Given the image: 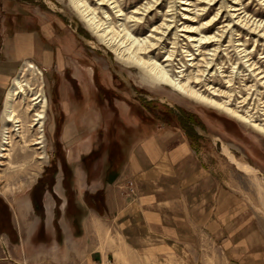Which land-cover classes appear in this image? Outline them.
Instances as JSON below:
<instances>
[{"label": "rangeland", "instance_id": "obj_1", "mask_svg": "<svg viewBox=\"0 0 264 264\" xmlns=\"http://www.w3.org/2000/svg\"><path fill=\"white\" fill-rule=\"evenodd\" d=\"M117 1L123 11V18H119V21H125L140 38L148 36L150 27L160 23L164 13L173 6L177 26L172 32L180 39L179 45L196 54L198 52L192 42L178 36L182 34L178 30L185 21L182 13L196 16L188 24L200 27L202 22L219 12L211 29L204 30L205 33H213L230 20L229 8L225 5L234 0H212L211 4H200L198 0H182L189 4H180V0H158L156 8L136 26L132 25L133 22H127L126 15L134 7L149 0ZM260 2L242 0L248 14L264 23V5ZM91 4L97 6L94 0H91ZM203 5H206V9L201 11ZM220 5L222 7L217 11ZM183 8L187 10H181ZM111 14L114 18L115 15ZM47 17L62 21L64 25L55 23L54 28L61 38L69 37L73 44L65 54V62L61 63L58 71L55 66L47 68L37 63L34 56L25 58L19 61L16 71L0 92V135L4 96L24 62L31 61L41 69L42 87L48 99L46 117L41 127L45 158L38 161L31 158L28 163H25V159L15 161L13 157L24 152L37 155L35 151H39L36 149L38 145L31 143L39 135L38 125H30L38 108L27 111L28 105L33 103L28 98L22 100L18 97L14 101L15 110L22 120L20 131L25 135L26 142L23 143L14 136L15 132H11L14 140L9 147V156L0 157V264H7L3 260L6 256L16 262L29 264H92L106 257L115 259L119 264H259V250L262 252L261 264H264V132L240 122L222 108L188 98L169 86L155 84L136 67L117 59L113 52L98 44L93 32L68 0H0V61H3L1 52L6 37L13 39L17 33L32 32L44 41L46 37L42 32V24L44 26ZM230 31L220 42V49L225 50L215 56V65L209 70L206 79L215 89L223 90L226 84L219 72L224 71L226 74L233 69L236 72L234 94L239 101L242 98L238 95L247 96V92L242 89L243 76L238 74L242 70L240 68L244 67L228 41L231 38L243 43L246 50L251 52L252 59L264 70V38L259 37L257 42L256 35L253 37L244 31L239 36H230ZM172 32L169 38L173 37ZM169 42L170 39L163 42L166 49H171ZM179 45L175 48L178 51L177 58L187 64ZM214 45L207 44L202 48L208 51ZM55 46L56 51L58 48ZM161 46L153 51L159 61L165 57ZM78 53L82 56L79 60L73 58ZM179 65H173L172 69L176 70ZM74 66L79 71H93L96 85H78L71 78V74L77 70ZM247 77L244 81L246 85L255 82ZM25 78L30 76L26 74ZM260 90L259 107L264 105V88L260 87ZM68 95L71 97L68 98ZM64 97L70 103L76 99L87 104L86 108L91 110L88 120L83 122L84 126L78 128L80 135L74 142L62 143L60 140L64 123L61 102ZM252 99L248 102L253 107ZM97 107L103 116H99L102 118L99 125L94 127L95 131H91V124L95 123L91 118ZM127 109L130 118H127ZM85 119L87 117L84 115L82 120ZM127 121L179 129L191 141L199 157L215 172L217 187L224 186L235 196L225 215L216 208V223L212 231L210 228V237L207 235V225L201 224L199 237L194 236L191 240L194 243L192 247L170 244L168 253L158 257L152 253L149 256L143 250L129 248L118 235V228L110 218L97 216L95 209L101 211V206L93 194L100 186V181L86 184L82 170L87 168L90 177L96 175V179L103 175L106 167L110 168L113 162L110 154L113 152L117 160L118 153L122 151L121 138L132 133L131 128H125ZM89 141L92 145L90 150ZM242 163L251 167L253 172L245 171ZM62 168L64 188L54 186L55 199L50 194L40 197L42 188L46 190L54 173ZM74 174L78 179L76 190L71 181ZM57 177L60 178V173ZM118 181L115 184H120L123 195L133 199L136 196L133 179L124 177ZM30 197L36 202V207L31 204Z\"/></svg>", "mask_w": 264, "mask_h": 264}, {"label": "crops", "instance_id": "obj_2", "mask_svg": "<svg viewBox=\"0 0 264 264\" xmlns=\"http://www.w3.org/2000/svg\"><path fill=\"white\" fill-rule=\"evenodd\" d=\"M45 21L44 26L42 24V32L46 37L44 41L35 37L37 34L32 32L17 33L13 39L6 37L1 52L3 61H0V92L16 71L19 61L25 58L34 56L37 63L47 68L55 66L58 71L61 63L65 62V54L73 44L69 37L61 38L54 28L55 23L64 24L60 19L54 20L51 17H47ZM54 46L58 48L56 51ZM73 58L79 60L82 56L79 54ZM76 69L71 78L76 80L78 85L95 84L93 71H79L78 67ZM69 97L71 95H68ZM67 100L64 97L61 102L64 115L60 136L62 143L76 140L80 135L78 128L88 120L91 112L86 108L87 104L76 99L75 102L72 100L73 103ZM126 111L127 118H130V111ZM94 113L91 120L96 121L93 120L94 124L90 123L91 131H95L94 127L99 125L102 119L99 116H103L98 107ZM84 115L87 119L82 120ZM129 122H125V128H131L132 133L121 138L122 151L118 153L117 160L113 152L110 154L113 159L110 168L106 167L103 175L96 179V175L90 177L87 168L82 170L86 184L94 180L100 181V186L93 194L101 206V211L95 209L97 216L110 218L118 228V235L129 248L143 250V253L149 256L152 253L157 257L168 253L170 244L175 247H192L194 243H191V240L194 236L199 237L201 224L207 225V235L210 237V228L212 231L216 223V208L225 215L235 196L224 186L217 187L215 172L199 157L191 141L179 129ZM91 147L90 144L89 150ZM58 173L60 178L57 177ZM124 177L132 178L135 183L136 196L133 199L125 197L119 188L120 184H115ZM63 178L62 168L54 173L49 187L46 190L42 188L40 197L50 194L55 199L57 196L54 186L63 189ZM71 181L76 190L78 179L75 174ZM32 200L30 197L31 204ZM51 217L54 218V215ZM211 237H214V233ZM259 252L261 264L262 252Z\"/></svg>", "mask_w": 264, "mask_h": 264}, {"label": "bare ground", "instance_id": "obj_3", "mask_svg": "<svg viewBox=\"0 0 264 264\" xmlns=\"http://www.w3.org/2000/svg\"><path fill=\"white\" fill-rule=\"evenodd\" d=\"M94 1H96L97 6H93L91 0H68L72 8L85 22L88 29L93 32L98 44L105 46L108 50L113 52L117 59L126 62L129 66L136 67L155 84L169 86L188 98L201 101L206 105H214L218 108H222L240 122L248 123L252 127L264 132V105L259 107L260 87L264 88V70L259 67L258 62L252 59L251 52L246 50L243 43H240L239 40H231V38L228 41L231 43V47L237 59L242 61L244 67L240 68L242 70L239 71L240 64L238 65V74L243 76L244 81L246 75H248L247 78H252V80L255 81L250 85H246L242 80V89L247 92L246 97H240L238 95L239 98H242L239 101L238 98L235 97L236 94L234 93H236V87L234 78L236 72H234L233 69L226 74H224V71L219 72L226 84L223 90L215 89L206 79L209 70L215 65V56L218 55L219 51L225 50L220 49V42L227 35L226 33H228L229 30H231L230 36H239L241 32L246 31L247 34L253 35V37L256 35L255 41L257 42L259 41V37L264 38L263 21L260 19L256 20V18H253L254 15L251 16L248 14L246 7L242 4V0H234L231 4L226 2L225 7L229 8L227 11L230 12V20L213 33H205L204 30L211 29V26H213L217 20L219 12L212 15L210 19L202 22L200 27L188 24L195 20L196 16H189L186 13H182L185 21L181 23L182 27L178 31L182 32V34L178 36L190 43L192 42V46H195L198 52L196 54L190 53V50L179 45L180 39L176 37V33L172 32L173 28L177 26L175 23L176 13L173 11V6H170L171 9L164 13L160 23L150 27V34L148 36L140 38V36H136L132 32V29L125 24V21H119V18H123V11L117 0ZM180 1V4H189L182 0ZM211 1L212 0H198L200 4H211ZM260 1V4L264 5V0ZM158 4V0H149L134 7L129 14L126 15L125 19L128 23L133 22L132 25L136 26L137 23L142 22L145 16L156 8ZM221 7L220 5L217 11H219ZM194 8H196V6ZM205 9L206 5H203L200 10L204 11ZM181 10L187 9L183 8ZM99 12H101V14H99ZM111 12L115 15L114 18ZM194 15L196 14L194 13ZM170 32H172V38L168 37ZM169 39L170 42L168 44H171V49H166L163 42ZM213 43L216 45L208 51L202 48L203 45ZM90 44L96 45L94 42ZM161 44V49H163L161 52L164 51L165 57L163 60L159 61L156 55L153 54V51ZM178 45L182 49L181 53L184 54L183 57L186 58L184 60L188 62L187 64H184L181 58H177L178 51L175 48H177ZM175 61H177L176 64L180 65L176 70H173L172 66L176 65L174 63ZM26 74H28L30 78L26 79ZM203 86H205L203 89L204 92L200 90ZM237 93H240V91H237ZM252 96H255V99H252ZM18 97L22 100L28 98L29 101L33 102L32 105H28L26 108L27 111L36 110V107L38 108L37 112L34 114L35 117L30 127L38 125L37 132L39 135L32 140L31 144L38 145L36 149L39 151H35V154L37 153L35 156L25 152L23 155L20 153L21 155H16L13 157V160L19 161L20 159H25V163H28L31 158L36 159V161L44 159L45 154L42 149L44 134L42 133L43 129L41 127L46 117L48 99L42 87V71L31 61L23 63L4 96V103L1 111L2 129L0 135V157L9 156V147L14 140L11 132H15L14 136L19 138L23 143L26 142L25 135L20 131L22 120L18 117L15 110L14 101ZM221 97H226V99H222ZM249 99L253 100V107L250 105V101L248 102ZM23 164L21 166H23ZM242 165L245 171L253 172L251 170L252 168L248 165L244 163H242Z\"/></svg>", "mask_w": 264, "mask_h": 264}, {"label": "built area", "instance_id": "obj_4", "mask_svg": "<svg viewBox=\"0 0 264 264\" xmlns=\"http://www.w3.org/2000/svg\"><path fill=\"white\" fill-rule=\"evenodd\" d=\"M3 260L6 261L7 264H29L26 262H16L14 260H11V258H8L7 256L4 257ZM42 264H44V263H42ZM92 264H119V263L113 258L106 257L105 259H101L99 261L93 262Z\"/></svg>", "mask_w": 264, "mask_h": 264}, {"label": "flooded vegetation", "instance_id": "obj_5", "mask_svg": "<svg viewBox=\"0 0 264 264\" xmlns=\"http://www.w3.org/2000/svg\"><path fill=\"white\" fill-rule=\"evenodd\" d=\"M32 205H33L34 207L37 206V205H36V202H35L34 200H32Z\"/></svg>", "mask_w": 264, "mask_h": 264}, {"label": "trees", "instance_id": "obj_6", "mask_svg": "<svg viewBox=\"0 0 264 264\" xmlns=\"http://www.w3.org/2000/svg\"><path fill=\"white\" fill-rule=\"evenodd\" d=\"M64 168V167H63ZM65 169V168H64Z\"/></svg>", "mask_w": 264, "mask_h": 264}]
</instances>
